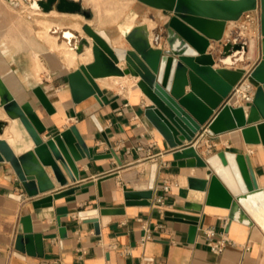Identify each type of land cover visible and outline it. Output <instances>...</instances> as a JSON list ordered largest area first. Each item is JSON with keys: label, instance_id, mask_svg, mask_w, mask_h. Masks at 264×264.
I'll return each mask as SVG.
<instances>
[{"label": "crops", "instance_id": "0c3cea01", "mask_svg": "<svg viewBox=\"0 0 264 264\" xmlns=\"http://www.w3.org/2000/svg\"><path fill=\"white\" fill-rule=\"evenodd\" d=\"M135 2L139 5H132L129 16L119 22L117 34L111 28L91 24V20L87 23L102 30L103 35L106 33L113 46L129 47L121 26L135 23L136 18L141 20L135 25L144 23L148 26L152 20L153 25L148 28L153 36L155 28L162 26L168 18L161 9L138 0ZM53 11H57L56 8L44 12L49 14ZM258 15L259 10H253L238 20H228L223 40H211L208 51L222 48L229 37L237 36L240 41L254 39L255 45L245 60L232 66L244 67L248 71L253 69L261 58L257 44ZM84 24L86 22L73 24L65 19V25H53L56 40H49L53 44L51 47L36 34L42 29H30L28 32L35 34H28L24 39L27 41L23 43L21 34H17L26 31L22 25H0V31L14 32L13 42L8 45L0 40V75L20 103L31 101L34 105L48 128L43 137L75 124L86 144L94 148V153L114 151L117 155L77 160L79 178L73 180L66 172L68 183L64 186L47 167L53 188L34 197L26 195L24 199H21L23 190L13 167L7 161H0V264H264V227L258 222L249 224L230 219L228 208L207 204L205 193L189 186L190 176L208 177V167L173 164L174 149L145 117L143 110L149 101L136 86L133 76L97 78L105 94L117 96V108L110 103L101 105L95 96L80 102L73 100L68 74L81 64L93 61V54L91 48L79 53L75 48L76 39L73 37L70 43L62 31L70 30L80 38L88 37ZM35 55L42 61L36 65ZM222 65L225 64L217 59L215 66ZM37 85L43 86L52 101L55 109L52 113H48L33 93ZM238 98L235 105L241 104ZM0 119H9L0 138L7 139L18 155L24 153L31 144L24 141L23 132L13 125V120L1 107ZM193 143L205 158L224 150L249 154L259 185L264 187V143L246 142L241 129L211 135L206 126ZM67 186H77L78 189L73 194L54 198L41 208L34 207L36 197ZM127 189H152L151 203L128 204L125 197ZM187 201L203 204L199 231L193 242L189 241V223L166 218V212L182 210ZM91 210H96V213L80 215L82 211ZM24 215H31L34 232L43 234V257L15 248ZM94 217L99 220L98 230L90 221ZM60 222L66 229L65 234H61ZM207 227L215 229L217 238L220 232L226 231L235 243L226 245L221 253L213 252L204 236ZM147 232L153 238L143 243L141 239Z\"/></svg>", "mask_w": 264, "mask_h": 264}, {"label": "water", "instance_id": "95a60500", "mask_svg": "<svg viewBox=\"0 0 264 264\" xmlns=\"http://www.w3.org/2000/svg\"><path fill=\"white\" fill-rule=\"evenodd\" d=\"M163 10L168 18L157 26L151 36L144 23L135 25L124 36L129 47L113 46L110 38L89 23L83 25L88 37L80 38L70 30L63 36L79 53L91 48L93 61L81 64L68 74V82L75 102L95 96L101 105L110 103L117 108V96L109 97L97 82L98 77L108 75H131L136 79L143 96L149 101L144 107L145 117L173 148L174 165L208 167V177L190 176L189 186L205 193V202L228 208L230 219L249 224L259 221L244 203L252 197L263 195L249 154L219 151L203 157L193 143L196 135L206 126L208 133L218 135L226 131L241 129L248 143H264V0H138ZM44 11L56 8L59 12L81 13L90 18V9L80 0H34ZM259 10V34L257 44L261 58L253 69L232 67L245 60L252 50L251 41H240L229 37L222 48L208 51L211 40H223L228 20H238L246 12ZM57 31V29L55 30ZM253 45V47H254ZM233 62L228 64V56ZM219 62L225 64L215 66ZM122 62V65H119ZM247 79L255 86L253 101L249 105L231 103L233 90L241 80ZM39 103L52 113L55 109L42 85L33 88ZM0 107L13 120V125L23 132V139L31 145L18 155L5 138H0V161L13 167L19 185L26 195L34 197L53 188L46 168L53 170L61 185L68 183L66 172L73 180L79 178L77 160L83 157L98 159L117 157L114 151L94 153L81 135L77 125H71L49 137L48 130L31 101L20 103L0 75ZM97 121V120H96ZM9 124V119H0V133ZM99 128L101 126L97 123ZM106 136L105 133H103ZM188 141V143H185ZM232 155V158L231 156ZM219 157L223 167L234 165L237 187L233 188L211 162ZM191 159L190 161H187ZM118 161L121 160L118 158ZM236 165V166H235ZM101 184V179L98 181ZM77 186L49 193L33 200L35 208L51 203L54 198L75 193ZM153 190H131L125 192L128 204H150ZM203 204L185 202L182 210L166 212L167 219L189 223V241H195L200 226V211ZM96 210L82 211L81 216L95 214ZM60 221V218H59ZM98 230L99 220H90ZM22 229L15 239V248L21 252L43 257L45 245L43 234L34 232L31 215L21 218ZM261 225V223H259ZM61 226V222H60ZM263 226V225H262ZM61 234L66 233L64 226Z\"/></svg>", "mask_w": 264, "mask_h": 264}, {"label": "rangeland", "instance_id": "374dc122", "mask_svg": "<svg viewBox=\"0 0 264 264\" xmlns=\"http://www.w3.org/2000/svg\"><path fill=\"white\" fill-rule=\"evenodd\" d=\"M84 3L85 8L91 10V17L87 18L83 14L68 15L65 12L53 11L49 14L45 13L42 8L36 9L32 6L31 0H0V25L3 24H18L22 25V29L26 31L18 32L23 38L22 42L25 43V37L28 34L35 32H28L30 29H39L36 34L39 38L44 39L48 42L50 47L53 45L45 32L48 31L53 36V25L62 24L65 25V19L69 20L74 24L76 21L88 22L91 20V24L100 28H111L116 31L120 21L125 20L129 16V10L134 5L136 7L138 2L135 0H80ZM141 18H136L135 23L139 22ZM102 21V22H101ZM50 27L48 28V25ZM259 24V21H258ZM12 28V27H11ZM14 32L11 31H0L1 42L7 43L13 42ZM55 40L56 37L54 36ZM2 44L0 43V46ZM9 50H6L8 52ZM42 62L38 55H35V65L38 62ZM28 63H30L28 61ZM34 65V66H35Z\"/></svg>", "mask_w": 264, "mask_h": 264}, {"label": "bare ground", "instance_id": "6f19581e", "mask_svg": "<svg viewBox=\"0 0 264 264\" xmlns=\"http://www.w3.org/2000/svg\"><path fill=\"white\" fill-rule=\"evenodd\" d=\"M32 6L34 8H36V9H40L39 6H38V4L36 2H34V1L32 2ZM134 25H135V23H131V24H128V25H125V26H121V29L120 30H121L122 35L125 36L128 33V31H130L134 27ZM152 25H153V22L151 20V21H149L148 26L151 27ZM49 27H50V24L48 25V28ZM45 35L48 37L47 39L55 42V38L48 31L45 32ZM253 45H254V41L252 40L251 41V48L252 49H253ZM224 61L226 63L230 64V63L233 62V58L229 55L228 57H226L224 59ZM238 97H239L238 94L233 95V97L231 98V103L236 104L239 101V98ZM1 108H3V107H1ZM230 156L232 158V155H230ZM211 162L214 165H216V167L218 168L219 172L223 175V177L225 178V180L233 188H236L237 187L236 174L238 173L237 168L235 169L233 164L232 165H229V166H226V167H223L221 165V163H220L219 157H212L211 158ZM244 203L246 204V206L248 207V209L251 211V213L253 214V216L264 227V196L263 195H259V196L252 197L250 200H246Z\"/></svg>", "mask_w": 264, "mask_h": 264}, {"label": "built area", "instance_id": "2783aa9c", "mask_svg": "<svg viewBox=\"0 0 264 264\" xmlns=\"http://www.w3.org/2000/svg\"><path fill=\"white\" fill-rule=\"evenodd\" d=\"M245 84V85H244ZM238 94L240 97V102L241 104L244 105H249L254 98L255 94V86L247 79H244L242 83L239 85L235 86L233 90V95ZM142 147L140 146L139 149ZM168 190V188H166ZM159 201H162V198H159ZM204 236L207 244L210 246L211 250L215 253H221L223 249L226 247L228 244H234L235 241L230 239L227 236L226 231H222L219 234V237H216V231L213 227H207L204 229ZM153 238V235L149 232H147L141 239V241L144 243L147 240H150ZM164 264V263H160Z\"/></svg>", "mask_w": 264, "mask_h": 264}]
</instances>
